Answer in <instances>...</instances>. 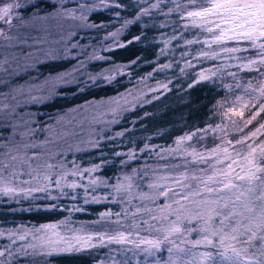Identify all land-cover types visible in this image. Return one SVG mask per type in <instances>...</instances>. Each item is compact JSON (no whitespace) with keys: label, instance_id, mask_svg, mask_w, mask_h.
I'll return each mask as SVG.
<instances>
[{"label":"trees","instance_id":"trees-1","mask_svg":"<svg viewBox=\"0 0 264 264\" xmlns=\"http://www.w3.org/2000/svg\"><path fill=\"white\" fill-rule=\"evenodd\" d=\"M222 1L0 0V264H264V36Z\"/></svg>","mask_w":264,"mask_h":264},{"label":"rangeland","instance_id":"rangeland-1","mask_svg":"<svg viewBox=\"0 0 264 264\" xmlns=\"http://www.w3.org/2000/svg\"><path fill=\"white\" fill-rule=\"evenodd\" d=\"M220 11H231V14L227 15L229 20V25L232 26V33L237 35H248V36H264V0H223L220 3V6L216 8ZM233 21V22H232ZM4 30L3 32H0V42L4 41V38L6 37V34H8V31ZM13 34H10L7 39H5L4 44H0V53L1 50L5 48V54L4 59L10 60L11 55L10 50L12 48V40H13ZM1 62H3V59H0ZM1 64L0 67H2ZM9 68H11V65H8ZM28 101H31L30 97ZM103 104H100L101 102H97L100 104L94 111H90L87 113L80 112V115L78 116L77 120L74 122L78 126V130L80 128H87L90 130V126L92 122L96 118H104L107 114V110L103 108V110H97L100 109L103 105H105L104 100H102ZM96 103V104H97ZM98 122H101L99 119H97ZM80 131V130H79ZM81 133V132H79ZM190 155L193 158H197L201 155H198L197 153H190ZM229 183V181L225 180ZM62 227V226H61ZM46 230H48L49 237L52 239V241L49 242L51 248L54 247L56 250H63V249H80L87 245L96 244L99 242H106V241H112L115 240L117 242H133V244H136L137 246H144V247H153L156 249H159L160 247V241L156 240L154 238L148 237V236H142V237H136L134 240L128 241V238L125 234L120 235H113V236H105L103 234H92V233H83V234H63L61 233V230L59 229L60 226L57 228H49L44 227ZM169 236V235H168ZM65 238V239H63ZM47 239V238H46ZM57 241H60V243H57ZM209 240L205 239L202 242L197 243H191L193 246L200 244H208ZM199 246V245H198ZM235 249H229L228 246L223 247V255L228 256L230 254L235 255L236 254ZM196 259L198 261V264H206L207 259V252L203 249L197 248V255Z\"/></svg>","mask_w":264,"mask_h":264}]
</instances>
